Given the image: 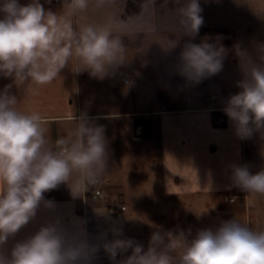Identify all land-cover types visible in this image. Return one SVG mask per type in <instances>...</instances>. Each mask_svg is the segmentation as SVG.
I'll return each mask as SVG.
<instances>
[{"label": "clouds", "instance_id": "1", "mask_svg": "<svg viewBox=\"0 0 264 264\" xmlns=\"http://www.w3.org/2000/svg\"><path fill=\"white\" fill-rule=\"evenodd\" d=\"M50 2V0H48ZM116 0H63L59 13L46 10L40 0L21 5L19 0H0V76L12 84L0 91V264H91L100 247L116 264H264V228L253 229L236 218L217 228L190 231H154L149 245L119 238L122 229L112 228L114 238L92 244L80 234L68 235L53 222L23 241L10 254L3 246L35 218L44 194L67 184L74 198L98 185L107 169L105 127L87 113L73 115L75 127L50 141L45 119L37 111H21L13 84L24 89L53 83L61 70L75 62V73L104 79L128 62L125 34L111 17L104 23L88 22L92 10L105 9ZM178 19L179 37L194 39L204 21L199 0H165ZM155 6L156 0H150ZM179 39L160 44L167 52ZM226 49L203 39L187 42L179 56V74L199 84L223 68ZM243 79L240 91L231 95L223 109L240 139L254 133L264 138V45L257 59L237 48ZM232 186L251 195L264 196V168L253 173L247 165H231ZM171 194V193H170ZM131 250L126 258L118 255Z\"/></svg>", "mask_w": 264, "mask_h": 264}, {"label": "crops", "instance_id": "2", "mask_svg": "<svg viewBox=\"0 0 264 264\" xmlns=\"http://www.w3.org/2000/svg\"><path fill=\"white\" fill-rule=\"evenodd\" d=\"M128 1L116 0L105 9L90 11L88 22L104 23L111 17L116 29L126 37L156 33L157 3L153 6L150 0H140L139 11L127 16ZM29 2L19 0L21 5ZM40 2L46 10L62 11L63 2ZM77 67L75 62L66 66L60 77L48 85L24 89L13 84L11 94L17 97L21 111H37L44 117L47 137L52 142L75 127L73 115L87 113L94 123L104 126L108 160L103 178L110 185L111 203L127 210L109 214L107 203L86 202L83 193L74 198L67 184H61L44 194L45 200L52 201V207H45L42 202L35 218L8 239L3 246L6 254L17 242L53 222L68 235L82 231V238L98 245L114 238L112 228H120L123 235L119 238H132L146 250L151 234L157 231L158 223L149 219L155 217L151 212L158 206L154 201L157 191L168 197L189 198L235 189L230 166L244 165L245 144L224 112L220 114L225 124L220 127L215 117L221 115L210 107L136 109L132 104L135 86L124 83L131 69L120 66L101 80L90 77L87 71L73 72ZM134 81L135 78L131 82ZM8 84H12V79L0 76V91ZM145 117L148 126L143 128L145 136L139 137L134 133L135 122ZM89 224L95 229L89 230ZM102 254L107 253L100 247L91 264H116L109 258L104 260ZM130 254L131 250L118 255L116 261Z\"/></svg>", "mask_w": 264, "mask_h": 264}, {"label": "rangeland", "instance_id": "3", "mask_svg": "<svg viewBox=\"0 0 264 264\" xmlns=\"http://www.w3.org/2000/svg\"><path fill=\"white\" fill-rule=\"evenodd\" d=\"M156 3L159 30L156 33L125 36L129 61L121 67L131 69L125 76L129 82L124 79V83L135 86L132 104L136 109L157 108L160 111L187 106L210 107L217 114L224 112L229 97L240 91L237 82L243 79L237 48L246 50L255 60L258 47L264 45V0H199L204 23L194 39L184 35L179 37L178 19L170 2L166 4L165 0H156ZM204 28L207 31L202 33ZM167 38L179 39V42L175 48L166 52L160 44H166ZM203 39L223 45L226 55L223 68L218 74L193 84L179 74V56L185 43L199 44ZM134 78L135 81L131 82ZM221 118L225 121L223 115L217 116L215 121L220 127L222 124L218 121ZM243 141L244 165L253 173L264 168V138L254 133L251 138ZM103 180L109 195L104 201L107 203L105 207L109 214L115 215L109 207L113 205L110 185ZM157 192L154 201L155 206H158L151 212V216L154 212L155 217H149L158 223L156 230L171 231L173 234L180 230L186 233L190 231L189 238H192L198 230L215 229L223 221L233 218L253 229L264 228V196L247 194L238 188L225 194L191 195L189 198L168 197L160 190ZM94 227L90 224L87 226L89 230H94ZM104 255L108 254H102L101 257L104 258Z\"/></svg>", "mask_w": 264, "mask_h": 264}, {"label": "built area", "instance_id": "4", "mask_svg": "<svg viewBox=\"0 0 264 264\" xmlns=\"http://www.w3.org/2000/svg\"><path fill=\"white\" fill-rule=\"evenodd\" d=\"M58 1L63 2V0H55V2L58 3ZM125 82H129V79H126ZM223 119L221 118L219 121L221 122ZM143 128V124L142 123H138L136 128H135V134L136 135H142L141 134V130ZM104 180H101V182L96 185L93 186L89 189V191L85 194H83V198L86 200H93V201H98V202H104L105 200L108 199V189H106V186L103 183ZM111 197V196H110ZM233 201V200H232ZM110 210L112 213L116 212V208L113 207L112 205L109 206ZM122 210H125L126 208L121 207ZM105 259H107L108 255H104L103 256Z\"/></svg>", "mask_w": 264, "mask_h": 264}, {"label": "trees", "instance_id": "5", "mask_svg": "<svg viewBox=\"0 0 264 264\" xmlns=\"http://www.w3.org/2000/svg\"><path fill=\"white\" fill-rule=\"evenodd\" d=\"M128 7L126 9L125 15L131 16L133 13L138 12L140 9V0H129ZM207 31V28L202 29V33Z\"/></svg>", "mask_w": 264, "mask_h": 264}]
</instances>
